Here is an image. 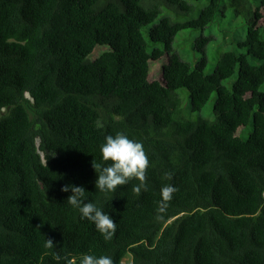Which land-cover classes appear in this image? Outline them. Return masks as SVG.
Returning a JSON list of instances; mask_svg holds the SVG:
<instances>
[{
    "label": "trees",
    "instance_id": "1",
    "mask_svg": "<svg viewBox=\"0 0 264 264\" xmlns=\"http://www.w3.org/2000/svg\"><path fill=\"white\" fill-rule=\"evenodd\" d=\"M221 2L0 0V264H80L83 255L264 264V0L256 10L250 0H226L235 14L255 15L212 73L206 57L193 65L173 50L180 31L224 13ZM210 40L198 38L196 48L205 53ZM97 45L109 50L88 60ZM164 55L162 79H151L150 61ZM181 88L192 111L215 92V118L184 115ZM117 133L148 156L139 196L136 179L107 197L95 186L92 162ZM65 185L82 186L84 202L112 217L110 241L68 204ZM166 185L177 191L157 219Z\"/></svg>",
    "mask_w": 264,
    "mask_h": 264
},
{
    "label": "clouds",
    "instance_id": "2",
    "mask_svg": "<svg viewBox=\"0 0 264 264\" xmlns=\"http://www.w3.org/2000/svg\"><path fill=\"white\" fill-rule=\"evenodd\" d=\"M102 161L92 162V167L98 174L95 182L97 190L104 193L107 197L114 194L119 186L128 184L133 179L140 183L133 186V193L137 196L142 190H147L146 173L149 167V159L141 142L129 139L123 133H117L115 136L108 135L105 137V143L101 146ZM111 162L108 166H104L107 162ZM165 178L172 179L171 173H165ZM67 202L73 208L79 211L81 219H87L92 222L96 230L103 236L105 241H110L116 232V223L112 217L104 213L101 208L93 202L85 203V189L82 186L65 185L61 191L68 192ZM177 191L172 185H166L161 189L162 200L158 207L157 219H162L159 215L164 213L171 201L173 193ZM44 247L47 249L54 248L53 240L46 239ZM57 261L61 259L59 254L56 256ZM67 264H74L72 259L64 257ZM80 264H114L110 256L95 257L92 255H83Z\"/></svg>",
    "mask_w": 264,
    "mask_h": 264
},
{
    "label": "rangeland",
    "instance_id": "3",
    "mask_svg": "<svg viewBox=\"0 0 264 264\" xmlns=\"http://www.w3.org/2000/svg\"><path fill=\"white\" fill-rule=\"evenodd\" d=\"M254 6V10L261 4L260 0H250ZM226 0H222L221 7L224 11H219L215 20L204 29H185L180 31L173 41V50L177 52L180 57L195 65L202 58L206 57L207 63L205 66L206 73H212L218 60V54L224 50L238 49L239 41L245 39L248 26L250 24L249 18H254V13L247 17L235 14L229 8H225ZM205 4V1L201 3V6ZM264 9V8H263ZM262 9V10H263ZM164 14H170L167 7L164 5ZM224 14V15H223ZM159 20V18L157 19ZM264 33V30H263ZM205 36L210 37L211 40L206 44L205 53L198 50L196 47V41L198 38ZM147 37V36H146ZM148 39V37H147ZM109 50L108 45H97L92 53L88 56V60H94L101 56L104 52ZM167 63V56L164 55L158 60L150 61V78L154 80L162 79V71L164 64ZM229 79L224 81L225 85H229L233 80ZM178 94L182 99L183 114L190 119L197 120L200 117L206 119L215 118L214 105L216 102V93L214 92L210 100L202 107L200 111H192L190 107L189 91L186 88L178 90ZM2 112L0 111V114ZM253 126L250 123L247 127L239 129V134L242 137H248L252 132ZM124 262L130 263L131 256H127Z\"/></svg>",
    "mask_w": 264,
    "mask_h": 264
}]
</instances>
